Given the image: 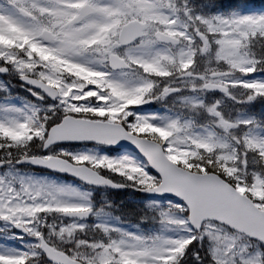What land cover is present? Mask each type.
Returning a JSON list of instances; mask_svg holds the SVG:
<instances>
[{"label":"snow or ice","instance_id":"6c2138e0","mask_svg":"<svg viewBox=\"0 0 264 264\" xmlns=\"http://www.w3.org/2000/svg\"><path fill=\"white\" fill-rule=\"evenodd\" d=\"M9 66L47 103L0 105V223L35 241L0 252V264H264V121L207 102L220 92L264 103V14L205 16L188 0H0V74ZM169 97L164 115L135 111ZM121 141L142 159L61 147ZM22 164L166 196L151 205L160 230L80 223L91 193L17 178Z\"/></svg>","mask_w":264,"mask_h":264},{"label":"rangeland","instance_id":"374dc122","mask_svg":"<svg viewBox=\"0 0 264 264\" xmlns=\"http://www.w3.org/2000/svg\"><path fill=\"white\" fill-rule=\"evenodd\" d=\"M189 4L194 8V4L196 7V0H188ZM194 3V4H193ZM254 6H249V8H252ZM204 8V5L201 6V11H199V9L197 8V10L199 12H201L200 14L205 15L202 9ZM195 9V8H194ZM196 11V10H195ZM198 13V12H197ZM236 15H258V14H264V10L263 11H256L253 13H248V14H240V13H233ZM230 14V15H233ZM215 15H225V14H215ZM208 16V15H205ZM10 68V66H9ZM18 75L15 74L11 68H10V74L8 76V78H4L1 77L0 75V92L1 93H6L9 94L12 91H16L18 93L21 92L23 85H21L20 83H18ZM19 86H17L16 84ZM6 90V91H5ZM8 98V97H7ZM26 96H22L21 94H17L13 97V99H10V101H7L6 103H0V105L3 104H12L15 105L13 100H17V102L20 103V105L18 106H22L24 104H29V105H36L37 107H41L44 106L43 104L39 103V101H37L35 99L34 102L29 101L27 99L26 101ZM228 102L230 104H227L226 101H222V108L224 110V106L226 105H234L231 101L228 100ZM155 103H156V107L155 108ZM171 103H172V98H166L164 101H159V102H154V103H149V104H145L140 106L138 109H136L135 111L138 114L141 115H164L166 114V111L171 107ZM17 106V105H16ZM237 106V105H235ZM245 106V105H242ZM227 115V114H226ZM232 117H236L233 116L231 114ZM64 151H68L71 153H89V154H95V155H103V156H108L109 158H116L119 159L120 157L123 156H127L131 159L134 160H141L140 158L130 155V154H109L108 151H105V149H99V148H95L92 146L89 147H84V146H78V147H63ZM59 150V149H56ZM3 173V170H0V174ZM110 176H114L115 178L119 179L118 176H115L111 173L108 172H104ZM13 175L16 176L17 178L19 177H23L25 179L28 178H32L34 180H42L48 183H55L57 185L60 186H65V187H70L73 188L79 192H88L91 193L90 196V204L91 207L94 210V214L92 216V219L88 222H80V223H84L87 224L89 226L91 225H95L98 223H104V224H108L111 226H115V227H120L123 230H127L129 232H137L140 231L139 229H144L145 230V234H149V233H153V232H158L160 230V225L155 223L151 217L155 215L151 205L153 202H158L160 203L162 206L166 204V200H158V199H150L148 201H146L145 204L138 206V214H141L142 218H144V222H142L141 220L137 222L136 226H130V225H126L123 224L121 222V219H119L117 217V214L115 213V209L113 211L108 212L107 207H111V208H115V203L113 201V199H111L110 195H108L107 193H102L99 194L96 191H92L89 190L85 187L82 186H78L76 184H73L72 182H70L69 180L66 181L64 179H62V176H53V175H47L44 173H40V172H35L31 169H18L17 172H13ZM121 181L123 183H127L126 181H124L121 178ZM141 207H146V208H141ZM141 208V209H140ZM144 209H147L146 211ZM145 214H147V217L145 218ZM10 226H5V224L0 223V252H4L6 250H10V249H16V250H27L26 245H30L32 243H34V239L33 238H23V240L17 239L16 235H19L14 228H11L10 230ZM15 234V235H14Z\"/></svg>","mask_w":264,"mask_h":264},{"label":"trees","instance_id":"16d2710c","mask_svg":"<svg viewBox=\"0 0 264 264\" xmlns=\"http://www.w3.org/2000/svg\"><path fill=\"white\" fill-rule=\"evenodd\" d=\"M194 4V3H193ZM204 5L202 9L205 15L211 16L215 14H226L229 15L233 12H244L249 10V6H264V0H196V7L194 8L196 12L201 13V6ZM199 9V11L197 10ZM216 98L221 99L219 96ZM227 104H230L226 100ZM208 102V101H207ZM215 102V101H214ZM212 103V102H208ZM244 108V109H243ZM237 109L246 110L248 115L255 116L257 120L264 121V103L257 102L255 106L252 107H242V105H226L224 106L225 114L237 115ZM121 181V179H119ZM117 181V180H116ZM111 199L115 203V213L124 222L135 225L139 221L140 214H138V206L140 203V197L127 194V193H116ZM142 201V200H141ZM136 216V217H135ZM135 217V218H134Z\"/></svg>","mask_w":264,"mask_h":264},{"label":"water","instance_id":"95a60500","mask_svg":"<svg viewBox=\"0 0 264 264\" xmlns=\"http://www.w3.org/2000/svg\"><path fill=\"white\" fill-rule=\"evenodd\" d=\"M22 83L26 84L25 82L21 81ZM27 85V84H26ZM29 86V85H27ZM31 87V86H29ZM33 89H36V88H33ZM38 91H40L39 89H36ZM110 147H113V148H116V149H119V150H123V151H134L135 153L139 154L138 150L135 148L134 145H131L129 142L127 141H121L119 142L118 144L114 145V146H110ZM140 155V154H139ZM17 166H32L30 164H22V165H17ZM34 168H41V167H35V166H32ZM41 169H45V170H48L50 172H53V173H58V174H62V175H66V176H70L78 181H80L81 183L87 185V186H90V187H93V188H97V189H103V188H106V189H109V190H113V191H126L127 190V187H123V188H111V187H108V186H93V185H89L87 184L86 182H83L81 181L79 178L77 177H74V176H71L69 174H66V173H60V172H56V171H52V170H49V169H46V168H41ZM132 191L140 194V195H148V196H157L155 194H148V193H145V192H142V191H139V190H134L132 189ZM158 197H165L167 198L166 196H158ZM91 215V214H90ZM90 215L89 217H87L85 220H88L90 218ZM83 221V220H82Z\"/></svg>","mask_w":264,"mask_h":264}]
</instances>
